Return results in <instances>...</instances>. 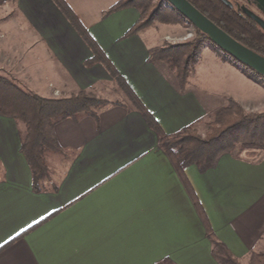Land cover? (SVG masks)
Wrapping results in <instances>:
<instances>
[{
    "label": "crops",
    "instance_id": "1",
    "mask_svg": "<svg viewBox=\"0 0 264 264\" xmlns=\"http://www.w3.org/2000/svg\"><path fill=\"white\" fill-rule=\"evenodd\" d=\"M120 1L64 0L162 130L175 134L218 96L192 85L200 63L181 91L169 65L150 59L167 37L184 35L179 25L126 37L140 12H111ZM0 19V51L15 61L5 77L43 98L85 91L107 103L56 125L62 153L46 157L56 191L45 179L48 191L34 192L20 151L25 126L0 117V264H219L158 135L107 69L90 63L92 50L56 3L0 0ZM52 154L61 157L51 173ZM185 175L214 236L241 264L264 253V158L226 155L214 169L193 165Z\"/></svg>",
    "mask_w": 264,
    "mask_h": 264
},
{
    "label": "trees",
    "instance_id": "2",
    "mask_svg": "<svg viewBox=\"0 0 264 264\" xmlns=\"http://www.w3.org/2000/svg\"><path fill=\"white\" fill-rule=\"evenodd\" d=\"M53 1L92 50L94 56L90 63L102 64L107 69L131 104L142 113L150 128L158 135L160 149L166 154L188 190L207 229L208 237L212 242L213 257L219 264H241L214 236L203 208L191 191L185 170L193 165L197 166L201 173L214 169L220 159L231 155L237 146L242 150L264 149V112L247 113L237 100L228 98L216 111L175 134L167 135L64 0ZM187 1L234 40L264 57V32L245 9L228 6L221 0ZM126 8H136L140 12L139 20L126 37L146 30L158 22L167 25H191L166 0H121L111 12ZM208 46L217 54L221 62L236 67L227 58L220 56L219 52L224 56L228 55L197 29L194 38L188 42L177 45L165 43L161 47L152 49L150 59L168 64L177 75L181 91H184L189 74L200 61V53ZM247 69L255 74V76L248 75L247 78L264 89V77ZM105 104L107 103L95 99L85 91H80L69 98H43L23 90L0 74V117L17 120L25 126L20 151L31 168L34 192L48 191L43 184L45 179H48L53 191L57 190L49 177L46 162L49 153H62L55 134L56 125L66 119H76L81 114L95 115L96 109ZM202 128H205V138L199 135ZM248 264H264V253H253Z\"/></svg>",
    "mask_w": 264,
    "mask_h": 264
},
{
    "label": "rangeland",
    "instance_id": "3",
    "mask_svg": "<svg viewBox=\"0 0 264 264\" xmlns=\"http://www.w3.org/2000/svg\"><path fill=\"white\" fill-rule=\"evenodd\" d=\"M229 1L237 9L241 6H248L249 9L252 12H254L255 15L260 16L262 19H264V16L260 12H258L254 7L249 6L245 0H229ZM3 23L4 22L0 19V26H2V29L4 26ZM158 23L162 24L160 22ZM179 26L182 28L184 35L179 38L167 37L166 42L168 44L171 45L182 44L194 38L195 28L192 25L186 24L185 26L184 25H179ZM2 31H4V29ZM14 35L16 37H13L10 40H14L15 38L19 37L18 34H14ZM3 37L4 35L1 33V29H0V39H2ZM1 42L2 41H0V45ZM0 55L6 58L7 60L11 61L10 64L7 63L5 64L0 58V74L4 75L7 73V69L14 68L13 64H15V61L13 58H10L9 56L2 54L1 51H0ZM219 55L220 56L222 55V57L227 58L230 63L236 66L234 68L237 69V71L235 69L234 70L231 69L230 67H223V65L218 61L219 57L217 56V54L214 53L212 48L208 46L205 49H203L202 52L200 53V61H199L200 65L195 71V77L192 79V85H195V87L197 86V88L200 89L201 91H207V93L212 97L218 96L216 102H214L215 104L212 103L210 105L211 110L208 112V114L216 111L218 108L223 106L226 100L228 99V97H231L236 100L241 99L242 102L239 103L242 105V107L247 113L264 112V100L262 101V99L264 98L263 97L264 89L247 78L248 75L255 76V74L250 70H248L247 68L240 65L238 62H235L229 56L226 55L224 56V54L220 52ZM1 72L4 73L2 74ZM24 90L30 92L29 88L27 87L24 88ZM78 93L79 92H77V94ZM87 93L91 94L97 100H102V98L98 99L96 94H92L90 92ZM222 94H225L226 96L219 97ZM53 96H54V92H53ZM54 98H68V97L61 95V93L59 92L58 97H54ZM199 135L202 138H205V128L201 129ZM231 155H234L239 158L243 157L249 160L256 161L264 158V149L242 150L240 149L239 146H237L232 151ZM60 157L61 156L58 154H52L51 160L49 161L51 173L53 169H55L53 160L59 159Z\"/></svg>",
    "mask_w": 264,
    "mask_h": 264
},
{
    "label": "water",
    "instance_id": "4",
    "mask_svg": "<svg viewBox=\"0 0 264 264\" xmlns=\"http://www.w3.org/2000/svg\"><path fill=\"white\" fill-rule=\"evenodd\" d=\"M168 4L181 14L189 24L203 34L207 35L212 43L233 58L240 64L246 66L258 75L264 77V57L246 48L218 26L200 13L187 0H166ZM228 6H233L229 0H221ZM249 6L254 7L264 16V0H245ZM239 9H245L252 16L254 21L259 25L264 32V19L257 16L246 6H241Z\"/></svg>",
    "mask_w": 264,
    "mask_h": 264
},
{
    "label": "built area",
    "instance_id": "5",
    "mask_svg": "<svg viewBox=\"0 0 264 264\" xmlns=\"http://www.w3.org/2000/svg\"><path fill=\"white\" fill-rule=\"evenodd\" d=\"M0 58L2 59L3 63H7V64H10L11 61L10 60H7L6 58H4L3 56L0 55ZM59 95V92L58 91H54V97H58Z\"/></svg>",
    "mask_w": 264,
    "mask_h": 264
},
{
    "label": "flooded vegetation",
    "instance_id": "6",
    "mask_svg": "<svg viewBox=\"0 0 264 264\" xmlns=\"http://www.w3.org/2000/svg\"><path fill=\"white\" fill-rule=\"evenodd\" d=\"M247 8H249L248 6H246Z\"/></svg>",
    "mask_w": 264,
    "mask_h": 264
}]
</instances>
